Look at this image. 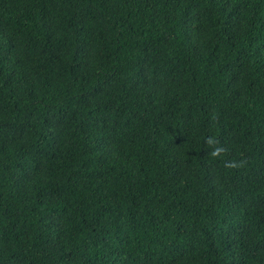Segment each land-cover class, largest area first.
<instances>
[{
    "label": "trees",
    "instance_id": "trees-1",
    "mask_svg": "<svg viewBox=\"0 0 264 264\" xmlns=\"http://www.w3.org/2000/svg\"><path fill=\"white\" fill-rule=\"evenodd\" d=\"M0 264H264V0H0Z\"/></svg>",
    "mask_w": 264,
    "mask_h": 264
},
{
    "label": "clouds",
    "instance_id": "clouds-1",
    "mask_svg": "<svg viewBox=\"0 0 264 264\" xmlns=\"http://www.w3.org/2000/svg\"><path fill=\"white\" fill-rule=\"evenodd\" d=\"M205 144L209 149L208 156L213 159H222L226 149L219 144V141L215 136H209L205 139ZM240 165L237 164L236 161H231L226 164V167L229 169L236 168Z\"/></svg>",
    "mask_w": 264,
    "mask_h": 264
}]
</instances>
